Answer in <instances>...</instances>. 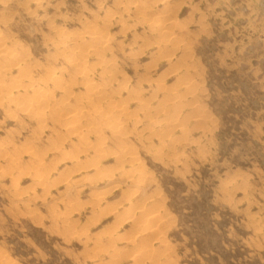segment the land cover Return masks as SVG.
<instances>
[{"label": "rangeland", "instance_id": "374dc122", "mask_svg": "<svg viewBox=\"0 0 264 264\" xmlns=\"http://www.w3.org/2000/svg\"><path fill=\"white\" fill-rule=\"evenodd\" d=\"M0 40V264H264V0H0Z\"/></svg>", "mask_w": 264, "mask_h": 264}, {"label": "bare ground", "instance_id": "6f19581e", "mask_svg": "<svg viewBox=\"0 0 264 264\" xmlns=\"http://www.w3.org/2000/svg\"><path fill=\"white\" fill-rule=\"evenodd\" d=\"M167 4V3H166ZM144 9V8H143ZM144 14H146V16L148 17V18H151V17H153L152 16V12H146V13H144ZM144 16V15H143ZM155 16V15H154ZM146 17V18H147ZM154 19H149V20H147L145 23H144V27H146V28H149V29H151V30H158L159 32H160V38H161V36H163L162 38H164L165 36L167 37V30H165V26L163 25L164 23L162 22V18L160 19V18H157V17H153ZM158 31H157V33H158ZM156 32V31H155ZM93 33V32H92ZM92 36V41H94L95 39H97L98 40V42L96 43V48L97 49H101L102 50V48H106L105 46H104V43L99 39V38H97L96 36H94L93 34H91ZM169 35V34H168ZM166 37H165V40H166ZM169 37V36H168ZM164 40V39H163ZM165 40H164V42H165ZM6 41V40H5ZM167 41V40H166ZM14 44V43H13ZM167 44V43H166ZM165 45V44H164ZM159 46V45H158ZM166 47V46H165ZM0 49H2V44H1V40H0ZM142 49V48H141ZM140 50V49H139ZM141 51V50H140ZM8 55V54H7ZM3 57V56H2ZM5 59V58H4ZM18 59V58H17ZM13 61V60H12ZM85 63V62H84ZM11 64V63H10ZM6 66H8V65H6ZM152 66V65H151ZM82 70V69H81ZM111 71V70H110ZM109 71V72H110ZM49 72V71H48ZM107 73V74H110V73ZM112 72V71H111ZM113 73L114 72H112V75H113ZM50 74H52V72L50 73ZM115 74H117L116 72H115ZM48 76V75H47ZM110 77H111V79H112V77H114V76H111L110 75ZM51 78V77H50ZM108 78V77H107ZM54 79V78H53ZM118 80V79H117ZM112 81L111 82V80H110V82H109V88H111V89H119L120 90V88H123V83H119L118 81ZM54 81V80H53ZM90 84H93V85H90V87H89V90L90 89H94L95 88V86H94V83H90ZM97 85V84H96ZM89 86V85H88ZM1 87V86H0ZM2 87H5V86H2ZM61 87V86H60ZM34 89V104H36V108L34 109V115L39 119V120H41V121H44L45 122V120H48L47 119V116H46V111H44V107H45V109H46V107L47 108H49V106H50V104H49V100H50V98L52 97H49V90H48V92H47V90L45 89V88H42L40 85H37L35 88H33ZM126 89V88H125ZM9 90V89H8ZM122 90V89H121ZM133 91V90H132ZM9 92V91H8ZM120 92V91H119ZM95 94H96V92H95ZM52 95V94H51ZM94 95V94H93ZM92 94H91V97L89 96V94H88V100L87 101H89V102H91V103H89V106L90 105H97V104H99V105H97L96 107H93L92 109H93V113H95L96 111H95V109H98L99 111H98V114L100 113V115H99V117H101V119L102 120H100L101 122L103 121V124H106V125H109L110 127L109 128H113L112 130H114L115 131V129H116V131H117V129H120V128H122V122L121 123H119L120 121H118L117 120V118L119 117V115H125L126 113H127V110H125V107L124 106H122V103L120 104V103H118V101H119V98L120 97H118V101L115 99V98H112V97H108V98H106L105 97V99H103V101H102V97H97L96 98V102L95 101H93L92 100V96H93ZM6 97V100L8 99V101H10V102H14V99H13V96L12 95H5ZM54 97V96H53ZM20 98V97H19ZM21 99V98H20ZM92 100V101H91ZM127 100V99H126ZM131 100V99H130ZM67 101V100H66ZM124 102V101H123ZM28 104V103H27ZM2 105V104H1ZM29 105V104H28ZM30 105H33V104H30ZM41 105H42V107H41ZM68 105V104H67ZM53 106V105H52ZM103 106H106L107 107V110L105 109L104 111H102L100 108H102ZM24 108V106L21 108V109H23ZM61 108H63V107H61ZM25 109H27V108H25ZM37 110V111H36ZM24 111V110H23ZM91 112V111H90ZM85 107H78V106H76V107H72L71 109H70V106H69V110H66V111H61V109H59V107H55V105L53 106V107H50V113H49V115H50V118L52 119V121H53V117H52V115H54V116H57V119H59V121L60 120H63V119H61V117L62 116H64V120L63 121H61L60 123H62L63 125H65L67 128H68V130H69V133L70 134H72L74 137H79L80 139H86V138H88L87 136H88V134L90 133L91 134V131L93 130V128L94 127H97L98 125L96 124L97 123V121H94L93 120V118H92V115H91V113H90ZM108 112H110V113H108ZM12 113V112H11ZM14 114V113H13ZM97 114V115H98ZM128 114V113H127ZM66 116V117H65ZM98 117V118H99ZM82 119H84L85 120V122H82L83 120ZM205 119V118H204ZM99 120V119H98ZM207 120V119H206ZM43 122V123H44ZM50 122V121H49ZM96 122V123H95ZM1 123V122H0ZM42 123V122H41ZM58 125V124H57ZM113 126V127H112ZM98 128V127H97ZM115 128V129H114ZM95 129V128H94ZM97 130V129H96ZM94 131L95 133H97V131ZM116 133V132H115ZM121 135H123L122 133H120ZM119 134V135H120ZM62 136V135H61ZM100 138H101V136H100ZM117 139V138H116ZM81 140V141H82ZM85 142V141H84ZM81 144V143H80ZM91 144V143H90ZM85 145H89L88 143H86ZM30 149V148H29ZM57 150V149H56ZM99 150V149H98ZM69 151V150H68ZM87 152H88V150H86ZM85 151V152H86ZM57 152V151H56ZM95 152H96V149H95ZM96 153H98V151L96 152ZM100 153V152H99ZM132 152H121V157H127V156H129L131 159H134L135 157L133 156V154L134 153H132ZM98 155V154H97ZM100 155H101V153H100ZM75 158H76V156H75ZM37 161H39V159H37ZM36 161V162H37ZM127 161V160H126ZM134 161V160H133ZM40 162V161H39ZM128 162V161H127ZM131 162V161H130ZM91 165H94V164H91ZM79 169V168H78ZM77 171V170H76ZM144 171V170H143ZM129 174L131 173V171H129L128 172ZM133 174V173H132ZM131 174V175H132ZM141 174V173H140ZM105 177V176H104ZM42 180V179H41ZM142 181V180H141ZM42 183V182H41ZM142 213L141 214H145V212L144 211H141ZM140 214V215H141ZM147 214V213H146ZM149 214V213H148ZM155 219H156V217H154V215L152 216V217H150V220L148 221V222H146V220H145V222H143L142 223V227H141V229L142 230H147V231H151V232H154V228H152V226H153V224L152 223H154L155 222ZM161 219V218H160ZM146 231V232H147ZM150 232V233H151ZM147 254V253H146ZM143 257V256H142ZM3 258V257H2ZM149 261V260H148Z\"/></svg>", "mask_w": 264, "mask_h": 264}]
</instances>
